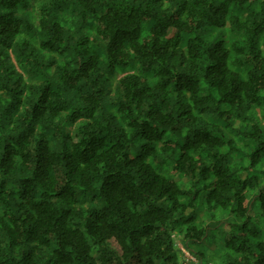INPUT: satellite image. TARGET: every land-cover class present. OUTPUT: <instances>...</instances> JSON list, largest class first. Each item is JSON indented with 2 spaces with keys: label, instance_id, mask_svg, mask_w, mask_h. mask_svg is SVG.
<instances>
[{
  "label": "trees",
  "instance_id": "1",
  "mask_svg": "<svg viewBox=\"0 0 264 264\" xmlns=\"http://www.w3.org/2000/svg\"><path fill=\"white\" fill-rule=\"evenodd\" d=\"M0 264H264V0H0Z\"/></svg>",
  "mask_w": 264,
  "mask_h": 264
},
{
  "label": "rangeland",
  "instance_id": "2",
  "mask_svg": "<svg viewBox=\"0 0 264 264\" xmlns=\"http://www.w3.org/2000/svg\"><path fill=\"white\" fill-rule=\"evenodd\" d=\"M261 205H262V202H261V200L260 199H258V201H257V204L254 206V208H253V212H252V217H253V219H254V221H256L257 223L258 222H261V220H262V208H261ZM215 214L216 215H218V216H224V215H226V216H228V217H230V215H232L230 212H227V211H224V210H220V209H217L216 211H215ZM232 220H234V218H233V216L232 217H230ZM210 239H206L204 242H203V244L201 243H199L200 244V248L201 249H208L209 247H211L210 248V250H209V254L212 256V255H214V253H217V252H215V251H218V249L217 248H215V247H212V246H210ZM204 247H206V248H204ZM186 256L187 257H189L190 255H189V253L186 251ZM216 263V262H215Z\"/></svg>",
  "mask_w": 264,
  "mask_h": 264
},
{
  "label": "built area",
  "instance_id": "3",
  "mask_svg": "<svg viewBox=\"0 0 264 264\" xmlns=\"http://www.w3.org/2000/svg\"><path fill=\"white\" fill-rule=\"evenodd\" d=\"M190 257V256H189Z\"/></svg>",
  "mask_w": 264,
  "mask_h": 264
}]
</instances>
